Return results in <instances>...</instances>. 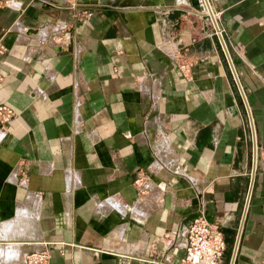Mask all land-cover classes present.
Wrapping results in <instances>:
<instances>
[{
    "label": "crops",
    "instance_id": "obj_1",
    "mask_svg": "<svg viewBox=\"0 0 264 264\" xmlns=\"http://www.w3.org/2000/svg\"><path fill=\"white\" fill-rule=\"evenodd\" d=\"M71 1L0 0V264H264V0Z\"/></svg>",
    "mask_w": 264,
    "mask_h": 264
},
{
    "label": "built area",
    "instance_id": "obj_2",
    "mask_svg": "<svg viewBox=\"0 0 264 264\" xmlns=\"http://www.w3.org/2000/svg\"><path fill=\"white\" fill-rule=\"evenodd\" d=\"M198 4L199 12L202 14L203 19L213 25V30L208 35L215 34L221 37V29L216 24L218 14L211 10L208 0H198ZM71 5H75V0L71 1ZM79 15L87 16L88 11L82 9L79 11ZM2 50L3 46L0 44V53ZM178 67L187 71L188 65L181 63L178 64ZM11 115V109L6 105L0 104V127L9 120ZM141 179L142 176L138 174L134 182H139ZM177 235L182 238L181 248L183 253L175 264H223L226 244L217 223H211L200 215L192 219L187 226L179 228ZM47 260L48 254L45 250L32 251L24 256L23 264H47ZM228 261L229 258L226 264H228Z\"/></svg>",
    "mask_w": 264,
    "mask_h": 264
},
{
    "label": "water",
    "instance_id": "obj_3",
    "mask_svg": "<svg viewBox=\"0 0 264 264\" xmlns=\"http://www.w3.org/2000/svg\"><path fill=\"white\" fill-rule=\"evenodd\" d=\"M201 213L199 211H196L194 213H190L188 214L187 216L184 217V219L181 221L180 223V228L182 226H187L189 224V222L194 219V218H197L198 216H200ZM221 233L223 235V240L225 242V244L227 245V251H226V254L228 255V258H229V261H228V264H232V261H233V255H234V250H235V245L232 246V242L231 240L229 239V235L230 233L227 232V230L225 228H221ZM235 244V243H234ZM231 246V247H230Z\"/></svg>",
    "mask_w": 264,
    "mask_h": 264
},
{
    "label": "rangeland",
    "instance_id": "obj_4",
    "mask_svg": "<svg viewBox=\"0 0 264 264\" xmlns=\"http://www.w3.org/2000/svg\"><path fill=\"white\" fill-rule=\"evenodd\" d=\"M231 247V246H230ZM228 249V248H227ZM227 259H228V255H227ZM226 263H227V261H226Z\"/></svg>",
    "mask_w": 264,
    "mask_h": 264
},
{
    "label": "bare ground",
    "instance_id": "obj_5",
    "mask_svg": "<svg viewBox=\"0 0 264 264\" xmlns=\"http://www.w3.org/2000/svg\"><path fill=\"white\" fill-rule=\"evenodd\" d=\"M204 8V7H203Z\"/></svg>",
    "mask_w": 264,
    "mask_h": 264
}]
</instances>
